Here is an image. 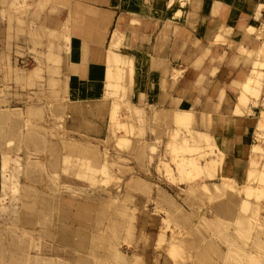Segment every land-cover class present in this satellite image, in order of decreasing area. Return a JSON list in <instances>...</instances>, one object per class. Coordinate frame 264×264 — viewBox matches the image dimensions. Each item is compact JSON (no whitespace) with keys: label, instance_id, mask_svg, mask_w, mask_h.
Masks as SVG:
<instances>
[{"label":"rangeland","instance_id":"rangeland-1","mask_svg":"<svg viewBox=\"0 0 264 264\" xmlns=\"http://www.w3.org/2000/svg\"><path fill=\"white\" fill-rule=\"evenodd\" d=\"M81 3L2 1L0 264H264V130L237 182L222 179L225 153L203 130L215 120L138 99L131 50L110 62L101 100L72 103V35L103 26Z\"/></svg>","mask_w":264,"mask_h":264},{"label":"crops","instance_id":"crops-1","mask_svg":"<svg viewBox=\"0 0 264 264\" xmlns=\"http://www.w3.org/2000/svg\"><path fill=\"white\" fill-rule=\"evenodd\" d=\"M2 1L0 89L10 71L2 51L10 12L6 8L2 14ZM181 2L82 0L86 10L82 17L92 22L89 14L94 11L103 26L94 35L88 25L79 26L72 35L66 65L72 85L70 101L87 104L101 100L111 61L132 62L120 52L131 50L139 70L138 99L143 95L149 106L176 111L177 121L191 115L197 120L211 116L215 124L203 130L225 153L221 178L237 182L239 163L255 140L257 126L264 130V113L256 119L261 112L257 97L264 100V0ZM166 13L169 15H163ZM120 36L128 39L123 45L118 43ZM131 67L133 71L128 68L127 75L134 74L133 64ZM249 80L256 82L246 91Z\"/></svg>","mask_w":264,"mask_h":264},{"label":"bare ground","instance_id":"bare-ground-1","mask_svg":"<svg viewBox=\"0 0 264 264\" xmlns=\"http://www.w3.org/2000/svg\"><path fill=\"white\" fill-rule=\"evenodd\" d=\"M261 65H263V64H261ZM250 81V80H249ZM253 152L256 154V153H259V146L258 145H256V146H254V148H253ZM212 162V161H211ZM209 167V166H208ZM211 171V170H210ZM254 173V172H253ZM255 174V173H254ZM226 180V179H225ZM226 182V181H225ZM228 186V185H227ZM230 187V186H229ZM248 189V188H247ZM252 193V192H251ZM249 194V193H248Z\"/></svg>","mask_w":264,"mask_h":264}]
</instances>
